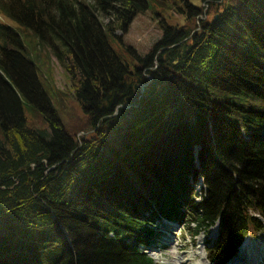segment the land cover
Listing matches in <instances>:
<instances>
[{"label": "trees", "instance_id": "obj_1", "mask_svg": "<svg viewBox=\"0 0 264 264\" xmlns=\"http://www.w3.org/2000/svg\"><path fill=\"white\" fill-rule=\"evenodd\" d=\"M151 1L171 0H0V264H155L163 219L218 224L225 264L264 229V0H173L193 26L160 21L130 60L104 16L125 30ZM50 52L90 136L55 107Z\"/></svg>", "mask_w": 264, "mask_h": 264}, {"label": "rangeland", "instance_id": "obj_2", "mask_svg": "<svg viewBox=\"0 0 264 264\" xmlns=\"http://www.w3.org/2000/svg\"><path fill=\"white\" fill-rule=\"evenodd\" d=\"M172 1L162 5H156L154 1H151L150 7L139 11L125 30L119 28L114 31L116 24L113 18L105 14V21L110 23L112 31L117 34V36L113 35V39L111 38L112 46L132 60L133 50L139 54H145L161 37L163 30L161 23L169 25L190 24L193 26L192 22L188 23L185 19L183 12L186 11H182V13L177 11L176 6L179 5L173 4L172 7ZM190 1L193 5L203 7L204 11L210 10V3H213V0ZM184 8L186 10L187 7ZM0 18L8 21L3 16ZM47 36L48 48L53 49V46H58V41L50 35ZM50 54L54 77L51 82L57 89L65 91L58 94L55 107L65 122L75 125V135L87 136L92 133V130L88 126L87 116L74 97L73 81H77V74L65 69V66L53 52ZM66 60H70V58ZM201 185L202 182L197 185L198 190L201 189ZM152 229L153 232H160L161 238H157L153 233L151 238L147 239V243H142L141 247L153 257L155 264H217L208 257V246L217 238L219 233L217 225L212 226L209 230H200L196 236L192 234L194 229L182 221L159 220ZM238 252L234 259H237V264H264V260H262V256H264V229L256 235H248L243 249L240 253Z\"/></svg>", "mask_w": 264, "mask_h": 264}, {"label": "bare ground", "instance_id": "obj_3", "mask_svg": "<svg viewBox=\"0 0 264 264\" xmlns=\"http://www.w3.org/2000/svg\"><path fill=\"white\" fill-rule=\"evenodd\" d=\"M156 236H157V238L158 237H160L161 238V233L160 232H153ZM246 240H247V238L243 241V243L241 244V246L239 247V252L238 253H240L241 252V250L243 249V245H245V243H246ZM262 260H264V256H262ZM237 260V259H236ZM236 260H234V262H232V263H229V264H237V261ZM262 260H260V262H263Z\"/></svg>", "mask_w": 264, "mask_h": 264}]
</instances>
